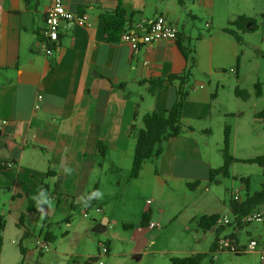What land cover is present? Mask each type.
<instances>
[{"label": "crops", "instance_id": "obj_1", "mask_svg": "<svg viewBox=\"0 0 264 264\" xmlns=\"http://www.w3.org/2000/svg\"><path fill=\"white\" fill-rule=\"evenodd\" d=\"M52 1L0 0V121L7 122L0 129V166H5L0 168V196L9 202L8 212L1 214L20 224L30 238L40 221L44 218L47 225L64 202L67 207L80 206L97 188L103 197L94 210L108 227L114 203L119 195L125 200L126 183H133L149 193L143 199L146 222L142 218L140 226H129L132 253L142 264L143 247L156 230L149 224L155 223L154 215L162 219L166 214L160 198L165 189L211 182L215 167L206 157L204 124L212 119L215 95L204 83L189 89L182 119L186 132L168 141L163 154L147 161L135 180L130 175L137 137L131 129L133 125L141 129L148 113L163 114L177 102L180 82L169 79L191 66L178 43L185 47L193 39L192 31L181 33L179 24L193 10L213 15L216 2L191 0L181 6L174 0H123L126 29L142 26L144 32L145 22L159 18L179 29L176 41L142 45L135 52L129 44L106 38L102 13L116 10L119 0H65L69 12L88 16V24L63 22L59 45L48 56L46 16ZM150 80L163 82L155 95L149 91ZM101 143L107 147L105 156ZM45 184L52 206L43 205L47 214L41 218L35 198ZM153 198L160 204L153 207ZM198 206L205 205L187 210L186 221L221 214L214 209L200 215ZM6 231L7 225L3 236Z\"/></svg>", "mask_w": 264, "mask_h": 264}, {"label": "rangeland", "instance_id": "obj_2", "mask_svg": "<svg viewBox=\"0 0 264 264\" xmlns=\"http://www.w3.org/2000/svg\"><path fill=\"white\" fill-rule=\"evenodd\" d=\"M215 2L213 15L206 14L203 9L193 10L179 24V29L181 33L192 31L193 37L185 46L196 59L188 90L197 83H204L216 98L212 119L202 123L208 128L204 135V142L209 144L206 157L215 169L224 166L225 129L228 127L230 155L234 161L229 175L219 174L214 182H201L195 189L187 183L180 184L175 190L165 189L160 198L166 214L162 219L154 215L155 224L160 227L143 247L146 256L142 264H171L173 257L193 254H205L202 264H264V221L245 223L241 218L240 223H236L231 210L235 196H239L242 203L248 195L264 188L263 169L257 164L246 163L264 155V121L260 116L264 112V0ZM233 15L237 16L234 18ZM241 15L253 18L258 29L254 33H240L242 43H238L225 28ZM258 83L262 86L261 98L257 95ZM238 91L241 97H238ZM242 179L249 180L248 189ZM134 186L126 183L125 200L119 195L114 209L108 214L111 224L105 231L96 229L105 222L96 210L74 209L67 207L65 202L47 219V225L43 224V218L28 239L21 232L20 224L6 217L7 231L3 236L0 264H21L23 260L24 264H85L90 258H97L94 264H139L140 259L132 253L134 243L130 232L133 227L140 226L143 205L146 206L147 201L143 199L149 193ZM3 196H0L2 214L9 208V202ZM159 200L153 198V207L160 204ZM197 204L205 205L197 207L200 215L204 211L220 209L221 218L229 219L230 225H226L220 238L235 239L240 252L211 251L217 234L203 231L196 223L186 221L187 210H193ZM255 211L264 216V205ZM48 233L53 237L49 242L45 240ZM251 240L259 242L261 247L256 251L246 250ZM42 244L47 247L42 249ZM103 244L111 247L110 253L103 254ZM21 247L26 249L25 258Z\"/></svg>", "mask_w": 264, "mask_h": 264}, {"label": "trees", "instance_id": "obj_3", "mask_svg": "<svg viewBox=\"0 0 264 264\" xmlns=\"http://www.w3.org/2000/svg\"><path fill=\"white\" fill-rule=\"evenodd\" d=\"M179 5L184 6L187 1L191 0H174ZM197 1V0H192ZM126 9L123 6V0H119L118 6L116 10L113 12L104 11L102 13V18L105 21V34L106 38L113 43L120 42L121 35L126 30ZM258 25L257 22L248 16L241 15L238 16L234 21L229 23V26L225 28V32L231 35L238 43H242V37L240 33L247 34V33H254L257 31ZM179 47L181 48L182 52L186 56L187 59L190 60L191 66L189 70L182 75L179 76H172L170 77L169 81H179V88H178V100L177 102L170 107L165 113L159 112H152L148 113L143 117V127L139 129L136 125L132 126L131 134L137 137V145L135 150V156L133 161V167L130 175V180L138 179L143 171L144 165L147 161L153 158H159L164 151L165 144L170 141L171 139L177 138L183 135L186 130L183 125V110L185 104L189 97V90H188V83L190 80V76L192 74V69L196 66V59L191 55V51L186 47L182 46L181 43H178ZM147 83L150 84L149 91L151 94L155 95L159 90L163 87V82L160 80H150ZM121 88H125V86H120ZM257 95L258 97L262 96V86L260 83L256 85ZM238 97H241V92L238 91ZM247 99V96L244 97ZM260 116L264 117V112L260 114ZM101 154L103 156L106 155L107 147L104 144L99 145ZM224 160L225 164L220 169L211 170V182H214V178L219 175H229V168L233 163L234 159L230 155V129L227 127L225 129V141H224ZM249 164H257L263 169L264 175V155L250 159L246 161ZM5 166H0L3 168ZM244 183L247 185V189L249 186L248 179H242ZM199 186V183L189 184L191 189H195ZM60 187V182L56 185L55 190H58ZM43 190L46 192L48 191V186L45 184L43 186ZM97 191V188L87 193L80 206L72 204V208H82L87 211H91L99 207V199L93 198L88 201V197L91 195L92 192ZM87 201V205L85 206V202ZM31 211L34 210L33 204L34 201H31ZM264 205V188L255 193L254 195H248L246 200L242 203L237 201H232L231 210L236 218V223H240V219L248 216L253 211L258 209L260 206ZM221 218L220 215H203L201 217L195 218L192 223H196L199 229L203 231H211L215 230L217 234L216 240L212 245L211 251L215 252L219 249V242H220V235L226 229V225L219 226L218 220ZM147 216H143V221L146 222ZM7 225V220L4 215L0 212V251L3 244V233L5 231ZM230 225V224H229ZM29 237L28 234L25 235L27 239ZM233 237H235L233 235ZM53 239L52 235L49 233L45 235V240L47 242ZM241 251V250H240ZM239 251V252H240ZM21 253L23 258L26 257V249L21 247ZM205 258V254H196L190 255L186 257H173L171 258V264H202ZM97 261V258H90L85 264H94ZM21 264H24V260Z\"/></svg>", "mask_w": 264, "mask_h": 264}, {"label": "built area", "instance_id": "obj_4", "mask_svg": "<svg viewBox=\"0 0 264 264\" xmlns=\"http://www.w3.org/2000/svg\"><path fill=\"white\" fill-rule=\"evenodd\" d=\"M88 16H76L73 13L69 12L65 6V0H53L51 6L47 12L46 16V31H45V53L48 56H51L54 53L55 47L59 45L60 41V28L63 22H74L79 26H86L88 24ZM147 30L142 32V26L137 28H127L121 35L120 42L129 44L131 48L137 52L142 45H151L153 43L167 40V41H176L179 35L178 27L170 23L163 18L157 20H151L145 22ZM42 97H39L41 100ZM264 121V117H263ZM6 121H0V129L2 126L6 125ZM234 201L240 202V197L235 196ZM149 204L151 201L148 202ZM87 216V213L84 214ZM242 221L245 223L258 222L262 223L264 221V216L258 211H255L253 214H249L242 218ZM230 221L227 218H220L218 220V225H229ZM149 227L151 229H157L160 225L155 223H150ZM46 244H42L41 248H46ZM258 247H261L259 242L256 240H251L249 247L246 250L256 251ZM220 250H230L239 252L240 247L237 244L235 239L224 238L219 242ZM262 253L264 254V244L262 245ZM103 254L109 253V248L107 245H102ZM102 264V263H101Z\"/></svg>", "mask_w": 264, "mask_h": 264}, {"label": "clouds", "instance_id": "obj_5", "mask_svg": "<svg viewBox=\"0 0 264 264\" xmlns=\"http://www.w3.org/2000/svg\"><path fill=\"white\" fill-rule=\"evenodd\" d=\"M67 171V170H66ZM103 197V193L99 190L94 191L91 193V195L88 197V201H90L93 198L101 199ZM37 202V211L41 214V218L45 216L47 213L45 212L43 205L47 204L49 206V209H51L52 201L47 196L46 192L42 189L40 192V196L38 198H35ZM87 205V201L85 202V206Z\"/></svg>", "mask_w": 264, "mask_h": 264}, {"label": "water", "instance_id": "obj_6", "mask_svg": "<svg viewBox=\"0 0 264 264\" xmlns=\"http://www.w3.org/2000/svg\"><path fill=\"white\" fill-rule=\"evenodd\" d=\"M98 231H100V230H106V225H105V222L104 223H102V224H100V225H98L97 226V228H96Z\"/></svg>", "mask_w": 264, "mask_h": 264}]
</instances>
